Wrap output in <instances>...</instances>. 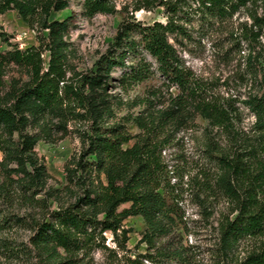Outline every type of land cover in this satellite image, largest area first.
<instances>
[{
	"label": "trees",
	"instance_id": "1",
	"mask_svg": "<svg viewBox=\"0 0 264 264\" xmlns=\"http://www.w3.org/2000/svg\"><path fill=\"white\" fill-rule=\"evenodd\" d=\"M82 1L90 16L118 11L114 0ZM70 6L71 0H0V15L17 11L39 31L40 43L27 48L9 44L10 49L0 51V233L15 227L32 230L30 241L41 264H76L79 255L107 248V232L126 248L131 229L124 221L141 217L146 228L140 243L157 254H139L129 264L164 257L184 263L192 246L163 252L158 241L181 228L187 197L196 201L207 222L225 199L228 210L218 212L215 227L217 264H264V0H146L137 10L163 6L167 22L145 25L124 19L90 72L72 64L74 16L54 18ZM186 6L204 20L248 12L252 23L242 38L251 46L247 64L259 92L245 100L226 96L186 66L173 41L188 32L181 23L189 15ZM15 68L20 76L10 75ZM118 69L121 75L115 79ZM155 77L168 91L176 88L169 104L162 100L166 95L154 90L153 97L132 102L141 111L120 117L128 103L112 93L111 80L128 92ZM242 108L255 115L250 132L243 128ZM198 116L207 126L197 165L191 167L184 153L169 158L166 151ZM130 124L139 133L131 132ZM72 133L82 147L66 164L67 185L47 188L50 174L36 148L41 141ZM51 199L57 208H50ZM16 202L37 205L45 210L43 218L16 214L11 209ZM125 204L130 206L121 210ZM19 250L28 252L0 238L3 257L18 256Z\"/></svg>",
	"mask_w": 264,
	"mask_h": 264
},
{
	"label": "rangeland",
	"instance_id": "2",
	"mask_svg": "<svg viewBox=\"0 0 264 264\" xmlns=\"http://www.w3.org/2000/svg\"><path fill=\"white\" fill-rule=\"evenodd\" d=\"M114 2L118 10L115 14L90 16L85 13L82 0H71L69 9L54 15V18L58 19L74 16L69 41L75 49L72 64L77 68V71L96 70V62L103 54L107 53L117 29L124 19L128 18L132 22L139 21L145 25L153 24L156 21L165 23L168 20V14L163 6L154 7L151 10L146 8L137 10L140 5L146 3V0H114ZM191 7L195 9L197 4H193ZM192 8L186 6L185 9L189 10V15L186 14L181 22L188 32L179 35L178 41L173 40L186 66L191 68L198 77L211 82L215 90L226 96L233 95L238 100H245L249 94L259 92V85L251 76L247 64V55L251 46L242 38L246 25L249 26L252 23L248 12L242 9L225 20L213 17L204 20L192 14ZM1 34L4 36L2 37ZM38 37L39 31L25 24L17 11L12 10L0 15V51L10 49L9 44H17L21 48L38 46L40 45ZM49 57L50 53L46 52L44 58L47 62ZM149 57L151 58V56ZM262 66L264 67V62ZM20 74L16 68L12 69L10 73L15 76H20ZM120 75L121 70L118 69L112 76L118 79ZM25 78L27 77L25 76ZM111 82L112 93L119 95L124 102L128 103L119 110L120 117L137 114L141 111L142 107L131 106L132 102L153 97L154 90L166 95L167 99H162L166 101V106L169 104V94L177 93L176 88H171L168 91L169 88L158 77L152 78L128 92L124 91L116 80L112 79ZM158 105L159 107L164 106L160 103ZM242 110L244 112L243 128L250 132L256 120L255 115L249 109L242 108ZM206 126L207 122L198 116L192 128L178 134L180 141L177 145L167 149L166 155L171 158L173 154L182 152L190 159L191 167L197 165L200 157L199 150L203 142V128ZM129 127L134 134L139 133V129L134 125L130 124ZM81 147V141L75 133L63 138L58 137L55 142L41 141L38 144L37 153L44 160L50 174L47 188L63 189L67 185L66 164L80 152ZM2 159L3 154L0 152V160ZM187 180L188 177L185 178V181ZM2 181L0 171V182ZM42 196L39 195L38 198H42ZM129 206L130 204H125L121 210ZM57 207L58 203L51 199L50 208ZM11 209L16 214L36 219L43 218L45 213V210L37 205H26L22 202L14 203ZM184 209L186 215L181 228L175 234L162 237L157 246L163 252L178 247L192 246L187 252L190 254L189 258L186 262L181 263L176 258L164 257L155 263L145 261L146 264H217L213 251L217 239L215 227L219 218L218 212L228 210L227 201L220 199L217 213L208 222L200 212L196 201L190 197L186 198ZM124 226L131 229L126 248L121 247L119 240L107 232L105 234L107 248L92 249L79 255L76 264H129V260L136 258L139 254H157V249L150 250L146 243H140L146 228L143 218L129 217L124 221ZM32 234V230L22 227H15L0 233V238L7 239L14 249L25 248L28 250L26 253L19 250L18 256L15 257H3L0 254V264H41L43 259L37 255L30 241Z\"/></svg>",
	"mask_w": 264,
	"mask_h": 264
}]
</instances>
